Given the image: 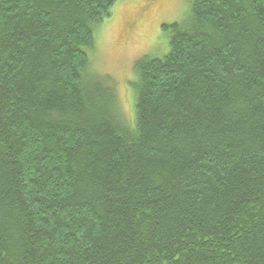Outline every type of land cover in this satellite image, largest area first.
<instances>
[{"label":"trees","instance_id":"obj_1","mask_svg":"<svg viewBox=\"0 0 264 264\" xmlns=\"http://www.w3.org/2000/svg\"><path fill=\"white\" fill-rule=\"evenodd\" d=\"M118 0H0V264H264V0H193L135 115L92 69Z\"/></svg>","mask_w":264,"mask_h":264},{"label":"rangeland","instance_id":"obj_2","mask_svg":"<svg viewBox=\"0 0 264 264\" xmlns=\"http://www.w3.org/2000/svg\"><path fill=\"white\" fill-rule=\"evenodd\" d=\"M192 1L118 0L110 16L95 29L92 69L113 87L125 118L132 119L136 113L135 62L144 56L168 53L170 35L163 25L184 21Z\"/></svg>","mask_w":264,"mask_h":264},{"label":"bare ground","instance_id":"obj_3","mask_svg":"<svg viewBox=\"0 0 264 264\" xmlns=\"http://www.w3.org/2000/svg\"><path fill=\"white\" fill-rule=\"evenodd\" d=\"M127 9V8H126Z\"/></svg>","mask_w":264,"mask_h":264}]
</instances>
